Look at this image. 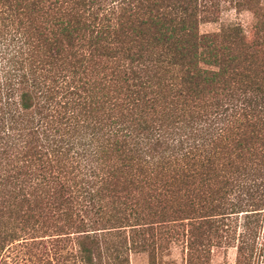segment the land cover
I'll list each match as a JSON object with an SVG mask.
<instances>
[{"label":"trees","instance_id":"16d2710c","mask_svg":"<svg viewBox=\"0 0 264 264\" xmlns=\"http://www.w3.org/2000/svg\"><path fill=\"white\" fill-rule=\"evenodd\" d=\"M229 9L244 31L201 34ZM264 264L261 0H0V252Z\"/></svg>","mask_w":264,"mask_h":264},{"label":"rangeland","instance_id":"374dc122","mask_svg":"<svg viewBox=\"0 0 264 264\" xmlns=\"http://www.w3.org/2000/svg\"><path fill=\"white\" fill-rule=\"evenodd\" d=\"M264 4V0H261ZM254 23V16L249 11L236 12L229 9L223 12L217 22L201 23L199 32L201 34L213 33L221 28L238 24L244 31H247ZM15 245L5 248L0 252V264H39L34 257L25 256V249ZM235 249H214L210 256L209 264H235ZM129 264H149V258L146 253H130ZM160 264H185L182 247L172 244L167 247L161 258Z\"/></svg>","mask_w":264,"mask_h":264}]
</instances>
